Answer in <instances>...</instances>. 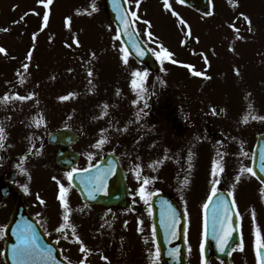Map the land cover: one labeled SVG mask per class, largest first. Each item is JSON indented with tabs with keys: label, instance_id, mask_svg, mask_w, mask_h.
<instances>
[{
	"label": "rangeland",
	"instance_id": "rangeland-1",
	"mask_svg": "<svg viewBox=\"0 0 264 264\" xmlns=\"http://www.w3.org/2000/svg\"><path fill=\"white\" fill-rule=\"evenodd\" d=\"M221 2L212 1L211 16H202L201 19L175 0H168L170 8L179 11L177 14L186 19V31L198 33V36L181 37L178 33L183 30L178 32L175 27L166 35L157 33L151 38L146 34L147 40L143 37L156 53L163 46L176 61L186 63L188 60L197 64L195 68L203 73L198 77L189 74L183 77L182 72L166 69V84L177 88V95L182 96L179 104L184 110L188 103H185L183 95L187 101L190 95L197 96L199 110L208 111L212 116L218 141L226 140L236 148L242 146L240 152L247 156L256 135L264 133V0ZM133 6L138 23L152 17L156 23L165 22L160 25L164 30L174 22L161 10L160 0H139V5ZM46 11L49 19L44 26ZM241 13L249 18L250 26ZM66 18H70L69 24H66ZM149 31L153 33L151 28ZM175 32L178 33L175 35ZM0 47L6 50L0 53V120L4 122L0 128L6 124L14 132L18 122L25 137H46L57 128H71L79 135L82 154L90 142L86 146V159L89 160L97 153L101 157L110 150L112 143L122 145L134 141L130 136L143 127L140 122L153 124L151 107L158 105V99L151 96L152 88L140 96V87H133V79L138 83L140 80L133 73L143 72L128 55L127 63L124 62L126 51L105 12L104 0H52L47 8L39 0H0ZM30 51L31 59H28ZM24 64H28L27 69ZM158 79V75L148 74L143 81L156 82ZM17 96L29 98L20 100ZM62 96L68 98L61 100ZM119 113L126 116L130 125L126 130L120 128L116 138L112 122ZM201 118L202 114L198 113L192 120L187 118L190 123L178 126L175 134L167 127L164 150L166 184L181 181L176 177L182 175L185 195L179 200V205L184 209V241L190 249L189 244L202 240L203 229L202 212H191L189 200L192 196L199 199L205 195V187L216 175L213 174V164L217 163L214 147L195 137L189 139L195 128L203 127L204 119ZM217 118H220L219 125ZM153 125L160 127L156 123ZM236 137L241 139L240 144L235 143ZM94 142L100 143L99 148ZM118 153L125 163L131 164L133 176L142 186L147 179L144 161L140 165L132 164L126 158L129 152L119 149ZM142 154L138 152L139 156ZM52 164L54 168L43 170L42 175L52 176V180L44 179V182L54 194L59 184L57 177L53 179L58 172L54 162ZM40 170L38 167L36 172ZM224 173H228L226 168ZM59 182L68 188L69 223L75 226L76 235L89 250L80 252V244L69 228L59 235L69 256L86 257L88 264H161L159 257L154 259L145 254L136 257L129 250L130 245H153L150 226L137 225L135 217L132 226L114 220L100 205H83L76 192L67 187L63 176L59 177ZM37 194V205L33 203L31 213L46 216V222L52 229L59 227L64 214L60 201H48L41 189ZM58 194L57 191L55 198ZM40 200L44 203L41 204ZM258 227L264 234V227Z\"/></svg>",
	"mask_w": 264,
	"mask_h": 264
},
{
	"label": "flooded vegetation",
	"instance_id": "flooded-vegetation-1",
	"mask_svg": "<svg viewBox=\"0 0 264 264\" xmlns=\"http://www.w3.org/2000/svg\"><path fill=\"white\" fill-rule=\"evenodd\" d=\"M221 1L224 3V0H220V2ZM132 9L135 10V6L132 5ZM181 20L185 22V18L180 17L177 23L180 28L183 29L185 23L181 24ZM177 33H175V35ZM188 33L189 32L185 30L182 32L180 31L178 34L181 37L187 36L189 38L191 36L195 38L198 36V33L190 32V35ZM164 35H166V33ZM188 65L192 66L191 69L187 67ZM196 66L197 65L193 64H164L160 66L156 73H152L153 76L158 75L159 77L156 82L151 81L150 83V87H152L151 96L158 99V105L156 107H151L150 119L153 124L156 123L160 125V127L155 128L153 124L150 125L148 122L142 123L143 127H140L136 130L134 135L130 136L134 141L124 142L122 145L112 143L109 147L110 150L106 151L112 152L119 159L126 173L129 192L124 206H115L105 209L114 220H120L129 225L133 222V214H136L137 222L146 224L148 218H150L149 204L154 193L166 192L168 190L176 195L179 202L185 195V191L181 185L183 182L173 179V182L168 185L166 184L164 150L167 146V127L175 134L178 126L189 124L190 121L188 119L192 120L197 113L202 114L201 119H204V123L202 124L203 127L201 129L195 128L192 132L193 135L189 139L195 137L200 141L206 142L211 147H214V151L216 152L214 157L217 159V172L216 175L211 178L209 185L205 187V195H202L199 199L193 196L190 198L189 202L192 205L190 211H202L209 196L213 195V187H215V194L218 193L215 204L219 205L220 202L223 201V205L227 207V216H230V221L232 220L230 226H234L235 223H237L240 233V240L235 243L229 241H227L226 244L224 241L221 243H208L207 264H257L255 247L256 233L257 230H259L258 225L260 228L261 225L264 227V192H262L264 185L250 172L246 171V169L249 168L247 162L249 151L247 156H245L240 152L242 146L235 149L231 148V145L227 144L226 140H215L217 135L213 128L212 116L208 111L204 113L199 110L200 103L197 102L198 97L190 95L189 97L191 98L187 101L183 95L185 103H188L186 110H184L183 106L179 104V98L182 96L177 95V88L166 84V69L172 68L182 72L183 74L181 73V75L183 77L185 74L197 77L193 75V72L197 71L195 68ZM145 70L150 72L147 68H145ZM181 79L183 78L181 77ZM207 98L210 99V96H207ZM208 107L211 108L210 105ZM192 110L194 111L192 112ZM177 111L179 114H177ZM217 120V125H219L220 118H217ZM182 121L184 122L183 124H181ZM112 126L114 128V136L117 138L118 130L120 128L126 130L129 123L124 117H120L119 114H116ZM190 128H188V131ZM220 128L225 129L224 126ZM3 130V138L0 139V183L2 185L0 193H8V196L6 198L0 197L1 231L4 233L7 220L13 210L16 199L15 192H20L27 211L39 223L48 237H59L56 235V228L52 229L46 222V216H43V214L37 216L31 213L33 203L37 205L36 199L39 189L44 191V195L47 197L48 201L55 202V200H57L55 194H51L50 186L44 182V179L46 181L49 179L52 180V176L43 177L42 175L43 170H49L51 167L53 168L52 163L55 156V147L47 144V142L44 141L46 137L42 135L23 136L21 133V125H19L18 122H16V130L14 132L13 129L7 127L6 124H4ZM214 140L217 143H215ZM78 142L79 138L71 145V148L82 152L83 146L81 147ZM185 142L186 140L181 141V144ZM89 143L88 141L85 145V151H87L86 146H88ZM94 143L96 145V142ZM119 149L130 153L126 155V158L130 160L132 164L136 162L140 165V163L144 161L146 165L145 172L147 174V179L145 180L148 181L147 183L144 182L142 186L138 184L133 176L131 164L129 166V164L125 163L122 156L118 153ZM140 151L143 152L141 156L138 155ZM105 153L101 157H97L98 160L102 159ZM38 167H41V170L36 172ZM224 168L227 169L228 173L223 174ZM220 169H222V171H220ZM56 170L58 173L62 174V170L64 169L56 167ZM36 173H39V175ZM149 174L155 176L152 178ZM237 177H239V180L236 179ZM145 184L147 187H145ZM25 186L28 188L27 192L24 191ZM141 189H143L144 198L141 196ZM226 196L229 197V201H226ZM145 198L147 199V203H145ZM233 201L235 202V206L232 209L229 207V203L233 206ZM216 208L217 206L214 207V209ZM227 220L224 222L223 230L229 229V227H226ZM213 227H217V229L221 230L219 223L214 225L213 222ZM260 234L264 236L261 232ZM4 241L5 238L3 237L2 239L0 236V243H4ZM202 245L203 243H191L189 244L191 247L190 249L187 243H185L187 264H203ZM222 246L223 251H221ZM129 250L136 257H141L143 254L147 255L149 253L152 255L158 252L157 248L155 250L154 247L151 248L149 245H130ZM2 252L3 248L0 249V261L3 259Z\"/></svg>",
	"mask_w": 264,
	"mask_h": 264
},
{
	"label": "water",
	"instance_id": "water-1",
	"mask_svg": "<svg viewBox=\"0 0 264 264\" xmlns=\"http://www.w3.org/2000/svg\"><path fill=\"white\" fill-rule=\"evenodd\" d=\"M110 16L119 28V37L121 41L128 49L129 53L133 55L140 62L145 64H154L152 62L149 51L138 38L136 32L132 28V24L129 15L125 9L122 0H108ZM186 4L192 5L202 11L207 10L206 0H184ZM127 33V34H126ZM143 52V55H140ZM67 134L72 135L67 130H60L49 135V142L59 145L60 149L56 156V163L60 166H72L78 159L77 153L71 155L73 163L67 162L68 156L66 145L63 143V136ZM74 137V136H73ZM264 135L260 134L257 137L252 161V170L261 178L264 177ZM115 159V158H114ZM71 184L79 192L82 200L85 203H100L105 206H110L124 201L126 186L123 172L115 159L108 156L103 162L86 169L81 172H73V178ZM165 200V209L158 211V208L163 206L160 204L158 207L157 202H160V198L154 197L152 200L151 208L153 211V224H154V236L155 240L162 249H164V261L166 264H177L174 261V256L170 253V249L173 248L182 250L184 223L183 217L180 213L176 203L168 196L163 195L161 202ZM163 218L162 220L159 219ZM160 218V219H161ZM31 225L32 230L36 234L37 244L40 248H44L48 243L41 234L36 224L27 215L21 200L19 199L14 206L11 221L8 224L5 232L7 235L8 253L4 254L6 264H15L12 255L13 246L18 243V235L23 233L27 226ZM205 238L209 239H221L226 238V234L223 232H211L207 228L205 229ZM171 245V246H169ZM57 258L59 254H54ZM183 255L181 256V260ZM35 264H43V261L39 257H34ZM47 264H56L54 261H47ZM179 264H183V261Z\"/></svg>",
	"mask_w": 264,
	"mask_h": 264
},
{
	"label": "snow or ice",
	"instance_id": "snow-or-ice-1",
	"mask_svg": "<svg viewBox=\"0 0 264 264\" xmlns=\"http://www.w3.org/2000/svg\"><path fill=\"white\" fill-rule=\"evenodd\" d=\"M40 3L44 4V7L47 8L49 4L52 3V0H47V2L45 3V0H39ZM181 3L184 2V0H180ZM137 5L139 4V0H136ZM164 4L166 8H169L170 5L168 3V0H164ZM173 15H177V13L173 12ZM212 13L209 12L208 15H211ZM133 16L136 15L135 12L132 13ZM241 15L244 17L245 21L248 22L249 26L251 25V21L249 20V18L244 15L243 13H241ZM21 19H23V17H21ZM49 19V13L46 11L44 13L43 16V24L44 26L47 25ZM70 23V18H66V24ZM145 23H148L147 21H145ZM181 24H184L185 22L183 20L180 21ZM234 27V25H233ZM249 30L251 31V27H249ZM5 31H7V29H5ZM127 34V33H126ZM190 35V32L188 33ZM149 36H151L152 34L149 32L148 33ZM33 39H35V34L33 36ZM78 43V41L76 42ZM71 45H69L70 47ZM162 51L161 52H157L156 56L158 59L164 60V59H168L172 56V53L169 52L166 48H163V46H161ZM6 50L2 47H0V53H5ZM127 52H125V55L123 57L124 62L127 63ZM140 55H143V52H140ZM28 59H31V51L28 53ZM205 62L207 63V60L205 58ZM172 63H177V61L172 60ZM23 67L25 69L28 68V64H24ZM187 67H189L191 69V65H188ZM91 74V73H89ZM193 75L196 76H201L203 75V73L201 72H193ZM134 77H139V83L137 81V79H133L132 81V85L134 88L137 87H141L143 84V80L144 78L147 76V73H140V72H134L133 73ZM71 95V94H70ZM17 99L20 100H25L29 97H23V96H17ZM68 97L66 96H62L60 97L61 100L67 99ZM5 100H7L8 98L5 97ZM214 111V110H213ZM246 122V119H245ZM3 128H0V139L3 138L2 134H3ZM100 143H103V141H101ZM100 143H97L95 145V147H99ZM264 158V157H262ZM262 171H264V168L261 169ZM23 171V169H22ZM75 171V169H73L72 172H68L66 173V176L68 178V180L71 182L72 178H73V172ZM220 171H222V169H220ZM246 171L252 173L253 175H255V173L253 172V170L251 168L246 169ZM217 172V164L216 162H214L213 164V174H216ZM54 180H56V177H53ZM237 180H239V177L236 178ZM148 181L145 180V183H147ZM57 183L59 184V194L57 199L60 201V205L62 207V209H64V214L62 217L63 223H61L59 225V227L56 228L57 232L60 233H65L66 229H71V233L73 236H75V240L77 243L80 244V252L81 253H87L89 250L88 248L83 244V241L80 239L79 236L76 235V228L74 225L69 223V206H68V201H67V193H68V188H66L63 184H60V182L57 180ZM24 191L27 192L28 188L27 186L24 187ZM141 191V196L143 197V189L140 190ZM215 187H213V195H215ZM262 192H264V189H262ZM212 200V196H209V201ZM40 203L43 204L44 201L40 200ZM145 203H147V199L145 198ZM207 204L204 205L205 208H207ZM235 206V202L233 201V207ZM222 213V215H221ZM228 219L227 216V207L225 205H223V201L220 202V204L217 206L216 209H214V216H213V222L214 225L216 223H219L221 226V230H223V225L224 222ZM231 234V228H229L226 231V237L229 236ZM65 238L67 239V235H65ZM224 243H227V239H225ZM203 247V246H202ZM256 254H257V264H264V236H261L259 230H257L256 233ZM221 251H223V246L221 247ZM12 255H13V259L15 261V264H35L34 261V257H39L42 261L43 264H47L48 260H52L54 261L55 258L52 256V250L48 249L47 252H45L43 249L40 248V245L37 244V238H36V234L35 232L32 230L31 225H28L26 230L21 233L20 235H18V243L16 245L13 246L12 249ZM86 261V257L83 258L81 261L78 262V264H85Z\"/></svg>",
	"mask_w": 264,
	"mask_h": 264
}]
</instances>
